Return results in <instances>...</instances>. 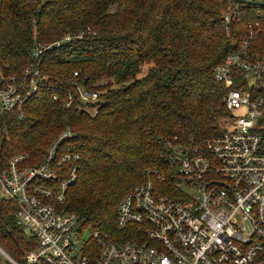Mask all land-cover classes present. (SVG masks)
<instances>
[{"label":"trees","instance_id":"obj_1","mask_svg":"<svg viewBox=\"0 0 264 264\" xmlns=\"http://www.w3.org/2000/svg\"><path fill=\"white\" fill-rule=\"evenodd\" d=\"M230 4L0 0V72L22 78L38 69L47 77L24 106V117L8 115L0 124L2 162L27 155L25 165L38 166L60 134L72 131L80 160L65 210L82 226L130 241L123 237L132 227L117 223L124 197L157 182L154 173L174 177L169 145L204 150L230 120L225 98L238 86L216 82V68L250 37L253 55L264 56V7L239 5L235 21L226 24ZM37 47L43 52L35 58ZM80 90L99 98L87 105ZM16 212L0 198V248L27 264L39 242L17 225ZM0 264L13 263L0 252Z\"/></svg>","mask_w":264,"mask_h":264},{"label":"built area","instance_id":"obj_2","mask_svg":"<svg viewBox=\"0 0 264 264\" xmlns=\"http://www.w3.org/2000/svg\"><path fill=\"white\" fill-rule=\"evenodd\" d=\"M239 5L232 1L223 14L226 24L235 21ZM252 42L250 37L235 45L215 70L216 82L238 86L225 98L231 117L222 134L204 150L169 145L174 177L154 173L157 182L136 186L119 204L118 226L133 229L122 236L130 238L126 243L86 231L77 215L65 210L80 160L72 131L60 134L38 166H26L27 155L3 163L1 153L0 198L16 206L17 225L39 242L26 263L264 264V56L251 54ZM42 52L37 47L35 58ZM46 80L38 69L26 70L22 78L0 72V124L8 115L23 118L24 106ZM80 95L87 105L99 98L86 90ZM66 165H71L68 178L60 181Z\"/></svg>","mask_w":264,"mask_h":264},{"label":"water","instance_id":"obj_3","mask_svg":"<svg viewBox=\"0 0 264 264\" xmlns=\"http://www.w3.org/2000/svg\"><path fill=\"white\" fill-rule=\"evenodd\" d=\"M234 3L245 5V6H260L264 7V3L261 2H250V1H243V0H232ZM0 158H1V151H0ZM0 252L8 258L12 263H15L1 248ZM16 264V263H15Z\"/></svg>","mask_w":264,"mask_h":264},{"label":"rangeland","instance_id":"obj_4","mask_svg":"<svg viewBox=\"0 0 264 264\" xmlns=\"http://www.w3.org/2000/svg\"><path fill=\"white\" fill-rule=\"evenodd\" d=\"M230 5H231V4H230ZM230 5H229V6H230ZM229 8H230V7H229ZM229 8L227 7V9H229ZM227 9H225V11H224V12H226V10H227ZM251 54L253 55V54H254V52H253V51H251ZM90 229H91V227H89V226H87V227H86V231H89ZM87 234H88V232L86 233V235H87Z\"/></svg>","mask_w":264,"mask_h":264}]
</instances>
